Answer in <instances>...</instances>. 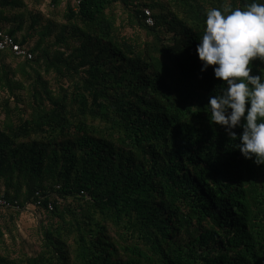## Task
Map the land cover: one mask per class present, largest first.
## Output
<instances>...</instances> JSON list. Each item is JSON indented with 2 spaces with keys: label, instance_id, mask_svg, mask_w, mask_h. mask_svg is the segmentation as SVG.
Returning a JSON list of instances; mask_svg holds the SVG:
<instances>
[{
  "label": "trees",
  "instance_id": "trees-1",
  "mask_svg": "<svg viewBox=\"0 0 264 264\" xmlns=\"http://www.w3.org/2000/svg\"><path fill=\"white\" fill-rule=\"evenodd\" d=\"M44 2L0 0L33 54L0 53V264H264V165L210 123L196 51L252 0Z\"/></svg>",
  "mask_w": 264,
  "mask_h": 264
},
{
  "label": "clouds",
  "instance_id": "clouds-1",
  "mask_svg": "<svg viewBox=\"0 0 264 264\" xmlns=\"http://www.w3.org/2000/svg\"><path fill=\"white\" fill-rule=\"evenodd\" d=\"M201 72L210 66L225 87L208 99L209 120L222 127L245 159L264 165V3L207 10L196 46ZM237 129L241 131L237 132Z\"/></svg>",
  "mask_w": 264,
  "mask_h": 264
},
{
  "label": "built area",
  "instance_id": "built-area-1",
  "mask_svg": "<svg viewBox=\"0 0 264 264\" xmlns=\"http://www.w3.org/2000/svg\"><path fill=\"white\" fill-rule=\"evenodd\" d=\"M75 4L80 3L83 0H72ZM50 2V0H49ZM146 14V23L148 25L154 24V19L151 16L149 9H145ZM11 53L13 57L17 59H31L33 57L32 52L29 48L23 46L13 35H10L4 30H0V53ZM39 203V202H38ZM7 200L3 197H0V207L7 206ZM49 209H52V204L49 203Z\"/></svg>",
  "mask_w": 264,
  "mask_h": 264
},
{
  "label": "rangeland",
  "instance_id": "rangeland-1",
  "mask_svg": "<svg viewBox=\"0 0 264 264\" xmlns=\"http://www.w3.org/2000/svg\"><path fill=\"white\" fill-rule=\"evenodd\" d=\"M66 1L67 0H62V2L60 3V5H58V7L56 8V11H55V14L56 15H50V17H52L53 19H55V20H61V13H62V11H63V9L65 8V5H66ZM49 0H45V2H44V4L41 6V9H42V11L47 15V13L48 12H50L49 11ZM116 17H117V19H118V22H119V20H120V18H122L123 17V15H122V9H121V7L118 5L117 6V8H116ZM51 13V12H50ZM127 32V34H130V33H132V30H128V31H126ZM26 227V226H25ZM28 227H26V229H27ZM26 238V237H25ZM26 244H27V246L29 247V248H31V249H33V244H32V242L27 238L26 239Z\"/></svg>",
  "mask_w": 264,
  "mask_h": 264
}]
</instances>
